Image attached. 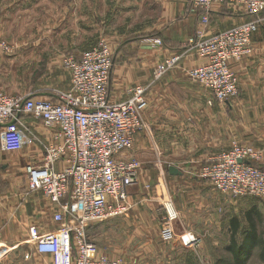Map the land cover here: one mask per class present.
<instances>
[{"label": "crops", "instance_id": "crops-1", "mask_svg": "<svg viewBox=\"0 0 264 264\" xmlns=\"http://www.w3.org/2000/svg\"><path fill=\"white\" fill-rule=\"evenodd\" d=\"M190 3L191 0H151L148 28L131 25V20L122 25L116 22L113 30L121 38L137 36L122 38L121 51L117 49L118 40L107 39L115 50L111 99L125 100L129 88L138 84L148 87V105L143 111L145 128L135 135L133 148L121 155L142 163L128 199L137 217L146 220L149 216L151 246L160 242L176 245V241L166 242L161 237L166 205L177 215L174 228L178 235L192 230L203 242L212 237L216 243L221 231L229 237L230 244L235 218L239 234L241 221L233 198L216 190L199 172L234 142L250 145L243 142L244 136L259 125L258 118L264 117V12L252 37L253 52L231 63L239 95L221 102L214 99L209 88L188 76L189 69L203 65L206 59L195 50H187V42L198 33L211 37L254 17L244 5L216 2L210 22L205 24L190 10ZM63 4H67L66 0H0V36L16 46L8 56L0 52V93L53 99L56 92L72 87L71 73L63 67L64 59L70 54L80 56L97 44L102 36L97 32L99 21L106 26V11L103 3L92 11L99 15L97 33L90 35L88 7L81 25H72L77 27L76 32H59L68 10ZM154 4L159 6L156 13ZM152 38H160L162 45H153ZM177 52L183 53L180 63L155 79L158 64ZM55 134V130L29 115L20 116L18 123L0 124V260L25 244L32 245L30 239L35 235L64 225L54 220V203L42 192L27 189L26 166L41 164L44 147ZM259 149L264 152L263 146ZM170 166L181 173H170ZM249 197L252 196L241 198ZM118 227L121 228L118 221L100 223L99 241L94 240L99 251L111 258H121L113 254L114 240L109 244L101 238L109 228L113 239ZM151 250L155 259L157 249L152 246ZM35 253L41 256L38 264H53L50 254Z\"/></svg>", "mask_w": 264, "mask_h": 264}, {"label": "built area", "instance_id": "built-area-1", "mask_svg": "<svg viewBox=\"0 0 264 264\" xmlns=\"http://www.w3.org/2000/svg\"><path fill=\"white\" fill-rule=\"evenodd\" d=\"M216 2L244 5L254 17L211 37L198 33L187 42V50L206 59L203 65L189 69L188 76L209 88L215 100L227 102L239 95L231 63L253 52L252 37L259 29L264 0H191L190 10L208 24ZM150 42L163 43L160 38ZM15 48L0 36V52L12 54ZM182 57L177 52L165 58L155 68V79L176 67ZM63 64L71 73L72 87L56 92L53 99L0 93L1 125L18 123L20 116L29 115L56 131L53 141L44 147L41 164L26 166L27 189L42 192L54 203V220L64 225L35 235L30 242L37 252L50 254L53 264H123L121 258L99 251L88 228L131 208L129 190L138 180L141 163L121 154L132 149L135 135L145 128L148 87L138 84L129 88L125 100L111 99L115 51L104 36L80 56L67 55ZM199 175L226 195L264 199V152L257 147L234 142L203 165ZM166 212L162 239L196 248L202 238L192 230L176 234L177 215L168 205Z\"/></svg>", "mask_w": 264, "mask_h": 264}, {"label": "rangeland", "instance_id": "rangeland-1", "mask_svg": "<svg viewBox=\"0 0 264 264\" xmlns=\"http://www.w3.org/2000/svg\"><path fill=\"white\" fill-rule=\"evenodd\" d=\"M150 1L151 0H66L67 4H63L68 8L67 14L64 17V19H66L64 23L66 28H63L64 26H59L58 31L61 32L65 30L68 33H72L73 31L76 32L78 29L75 26L79 24L81 25V17H85V11L88 7L87 15L90 19V35L94 34L93 32H101L102 36L100 37L104 36L109 41L118 40L117 44H120V46L117 45V49L118 51H121L124 39L130 40L137 36L122 37L124 38L122 39L113 30L114 25H116L115 23L117 22V25H122L131 20V25H147L148 28L149 7L152 5H149ZM99 3H103L105 6L106 13L104 15L106 17V26L103 27V23H101L100 20V29L96 32L99 15L97 14V11H92L96 10L95 8H97ZM155 3L157 2L155 1ZM82 6L84 7L83 9L81 8ZM59 7L61 8V6ZM154 7L156 10L154 13H156L159 6L158 4H154ZM60 13L61 11H59V16ZM140 38L141 37L138 36L137 39L139 40ZM8 42L12 43L11 41ZM2 54L7 56L10 55L6 53ZM64 69L66 71L68 70L65 67ZM258 123L259 125H256L255 130H251V132L244 136L245 139L243 142H246L251 146L253 145L262 148V146L264 147V117L258 118ZM138 161L140 162V160ZM231 198H233L235 205L238 208L237 215L241 221V230L237 236V240H242V231L249 227V223L245 218V210L253 207L257 208L260 212L259 215L255 214L254 218L256 219L258 230L264 238V199L259 197H249L244 199L232 196ZM109 220L118 221L121 228L118 227L116 229L113 239L110 232L108 233L109 228H107V234L100 238L102 241L109 244L114 240L112 250L116 249V252L113 254L123 258L124 264H235L233 254L228 248L230 245L228 244L229 237L227 238L224 232L220 231L216 236V243L213 242L212 237H208L211 239L207 238V242H203L202 239L201 243H199L196 248H184L185 250L181 249L183 246H181L179 242H176L175 246L161 242L160 244H154L152 246L156 247L158 252L156 255L157 257L154 259L152 258V246L149 245V216L146 220H141V218L137 217V214L133 211L132 204L128 213L105 219L98 223H94L92 226L90 225L88 233L91 239H96L97 242L99 241L97 235L98 225ZM35 250V243H32V245L25 244L22 248L3 256L0 260V264H38L37 262H39L41 256L35 253ZM27 254H31L30 258H26ZM166 254L167 256H165ZM247 264H264L263 250L261 248L255 249Z\"/></svg>", "mask_w": 264, "mask_h": 264}, {"label": "trees", "instance_id": "trees-1", "mask_svg": "<svg viewBox=\"0 0 264 264\" xmlns=\"http://www.w3.org/2000/svg\"><path fill=\"white\" fill-rule=\"evenodd\" d=\"M259 213L260 212L255 207L249 209L246 212V218L249 223V227L243 231V238L241 241L236 239L239 226L237 219H233L231 241L228 248L233 254L235 264H247L253 251L257 248H261L263 250L264 256V238L260 234L256 219L254 218L255 214L259 215Z\"/></svg>", "mask_w": 264, "mask_h": 264}, {"label": "water", "instance_id": "water-1", "mask_svg": "<svg viewBox=\"0 0 264 264\" xmlns=\"http://www.w3.org/2000/svg\"><path fill=\"white\" fill-rule=\"evenodd\" d=\"M169 171L172 174H179V173H181L175 166H170L169 167Z\"/></svg>", "mask_w": 264, "mask_h": 264}]
</instances>
